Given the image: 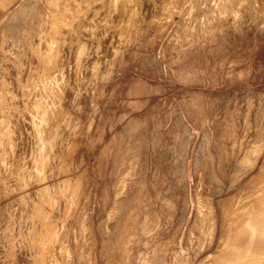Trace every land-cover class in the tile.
<instances>
[{
    "label": "rangeland",
    "instance_id": "1",
    "mask_svg": "<svg viewBox=\"0 0 264 264\" xmlns=\"http://www.w3.org/2000/svg\"><path fill=\"white\" fill-rule=\"evenodd\" d=\"M99 2L62 38L55 118L40 134L13 120L14 157L41 151L51 178L34 183L32 171L0 199V216L21 196L43 210L12 239L0 223V264H196L234 166L264 150V0H137L128 18L124 0Z\"/></svg>",
    "mask_w": 264,
    "mask_h": 264
},
{
    "label": "bare ground",
    "instance_id": "2",
    "mask_svg": "<svg viewBox=\"0 0 264 264\" xmlns=\"http://www.w3.org/2000/svg\"><path fill=\"white\" fill-rule=\"evenodd\" d=\"M32 1L34 6L31 5ZM99 1L0 0V199L12 193H21L30 184L28 178L32 171L35 174L34 183L51 178L42 170L45 163L41 151L37 162L33 148L28 162H20L14 157L13 120L27 119L40 134L55 118L56 109L62 103L59 95L61 79L56 74L59 53L64 48L62 38L73 32L77 16L81 14L82 19H86L99 8ZM124 1L130 12L124 10L123 16L128 18L134 12L137 0ZM126 20L124 23L128 26L129 20ZM27 55L31 58L26 59ZM11 74L16 75L15 93L11 90ZM15 98L20 99V105L14 104ZM259 122L258 125L263 129L262 118ZM231 164L230 162L227 166ZM234 167L235 179L232 180L231 189L228 188L227 191H235L229 202H224L225 199L219 201L220 221H216L207 244L212 251L205 253L196 264H264V150L258 154L250 168L240 162ZM6 175L12 178L15 176L12 184L5 181ZM214 175L211 181L219 185ZM45 190H39L38 196ZM213 191L218 193L216 188ZM218 194L221 195V191ZM25 197L21 196L13 201L21 202V210H14L11 204H7L5 208L10 207L11 210L0 216V223L9 229L11 239L14 225L28 217L30 220L36 219L42 214L43 210L40 211L31 200L30 207L33 204V210H28L23 205ZM66 201L63 203V213L68 210L69 204ZM51 202L50 199V205ZM48 206L47 204L46 209H51ZM45 226L48 227L46 224ZM41 235V231L33 226L29 241L32 239L36 243ZM125 238L126 235L121 238L120 245ZM54 240L56 235L52 234L48 242L52 243ZM37 263L52 264L42 257Z\"/></svg>",
    "mask_w": 264,
    "mask_h": 264
}]
</instances>
